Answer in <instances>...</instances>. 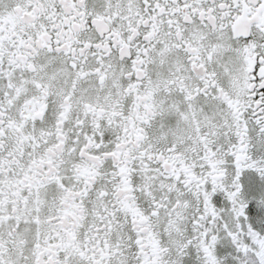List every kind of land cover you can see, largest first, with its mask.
<instances>
[{
	"label": "snow or ice",
	"instance_id": "obj_1",
	"mask_svg": "<svg viewBox=\"0 0 264 264\" xmlns=\"http://www.w3.org/2000/svg\"><path fill=\"white\" fill-rule=\"evenodd\" d=\"M0 264H264V0H0Z\"/></svg>",
	"mask_w": 264,
	"mask_h": 264
}]
</instances>
